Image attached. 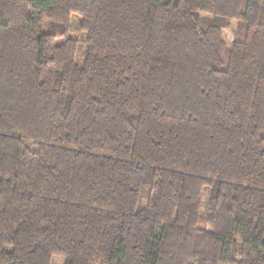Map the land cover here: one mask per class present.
<instances>
[{
  "label": "trees",
  "instance_id": "obj_1",
  "mask_svg": "<svg viewBox=\"0 0 264 264\" xmlns=\"http://www.w3.org/2000/svg\"><path fill=\"white\" fill-rule=\"evenodd\" d=\"M52 256L264 264V0H0V264Z\"/></svg>",
  "mask_w": 264,
  "mask_h": 264
},
{
  "label": "rangeland",
  "instance_id": "obj_2",
  "mask_svg": "<svg viewBox=\"0 0 264 264\" xmlns=\"http://www.w3.org/2000/svg\"><path fill=\"white\" fill-rule=\"evenodd\" d=\"M80 19H81L80 16L77 14L71 15V29H72V32L77 36H81V31L79 29ZM235 24H236V22L234 21L232 24V28L235 27ZM231 29L230 30L227 29L224 31V38L227 40L228 45H230L232 43V40H233V33H232ZM79 41L81 42L80 38H79ZM84 58H85V53L83 55L82 43H79L78 51L75 54V62L78 65H82ZM29 145H30V143H29ZM31 148H32V146H31ZM208 198H209V189H204L203 196H202V211L206 208V206L208 204ZM49 264H63V258L59 257V256H52Z\"/></svg>",
  "mask_w": 264,
  "mask_h": 264
}]
</instances>
